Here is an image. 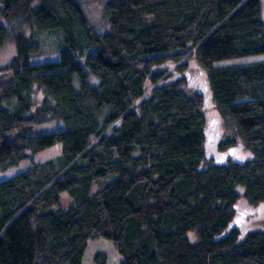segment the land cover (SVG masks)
Instances as JSON below:
<instances>
[{
	"label": "trees",
	"instance_id": "trees-1",
	"mask_svg": "<svg viewBox=\"0 0 264 264\" xmlns=\"http://www.w3.org/2000/svg\"><path fill=\"white\" fill-rule=\"evenodd\" d=\"M82 10L75 0H0V46H15L0 69V172L61 146L0 182V264H81L100 238L119 264H264V232L238 242L228 230L236 188L249 206L264 203V61L214 66L264 55L260 0H105L104 31ZM51 33L58 59L33 63L48 53L38 36ZM190 58L253 160L203 165L202 97L154 71ZM33 88L44 95L37 106ZM50 122L63 129L31 136ZM63 193L68 205L49 209Z\"/></svg>",
	"mask_w": 264,
	"mask_h": 264
},
{
	"label": "rangeland",
	"instance_id": "rangeland-1",
	"mask_svg": "<svg viewBox=\"0 0 264 264\" xmlns=\"http://www.w3.org/2000/svg\"><path fill=\"white\" fill-rule=\"evenodd\" d=\"M78 1L82 7V11L86 15L89 23L97 30H106V24L103 19V3L105 0H75ZM261 2V12L262 21L264 23V0ZM22 35L28 38L31 32L27 26L22 29ZM39 40H41L42 48L48 52L45 56L41 58L33 59V63H43L48 61H56L58 59L56 51L61 47L60 38L57 33L42 34L39 35ZM12 41L6 42L4 45L0 46V69L5 67L9 60L15 55V46H13ZM264 61V55L258 57H248L245 59L237 60H227L223 62H217L214 64L215 67H222L227 65H237L240 63L248 62H258ZM167 70L170 73V78L166 83H173L177 79H184L185 85L182 88L184 93L188 96H193L199 94L203 99V106L201 108L203 117L205 120L204 130H205V158L203 160V165L207 166L211 163L222 164V163H243L248 160H253L251 153L244 148L242 141L236 137L235 130L229 125L224 119H222L216 109L211 99L210 88H208L207 78L205 72L198 65L195 58L186 59L181 63L177 62H166L164 65L154 68V71H164ZM90 83L92 85H97L98 81L95 77L90 76ZM146 94H149L151 89L148 82L145 84ZM41 90L33 88L31 94V102L33 106H37L40 101L44 98ZM63 126L61 122H50L45 124H40L33 128L31 136H37L41 134L53 133L55 130H62ZM233 139L234 146L229 149L219 151V145L225 140ZM61 153V146L56 145L49 148L35 156H32L29 152H26V159L13 168L6 171L0 172V182H3L21 172L28 169L31 163L35 164L44 163L46 161L52 160L58 157ZM115 178L108 179L109 182L113 181ZM236 192L240 195V198L236 201L234 207L235 216L228 228L237 229L240 233L238 242L242 241L246 234L249 232L261 231L264 232V203L259 204L255 207H251L242 198L244 193L241 187L236 188ZM68 195L63 193L60 196L59 206H52L49 209L57 210L59 207L65 208L68 205ZM226 230L225 233L228 231ZM224 233V235H225ZM191 242L194 241V236L188 234ZM115 248L111 242L106 239H93L87 242L85 251H83L81 264H95L94 257L97 254H104L106 256L105 264H119L122 261L121 256L114 250Z\"/></svg>",
	"mask_w": 264,
	"mask_h": 264
}]
</instances>
